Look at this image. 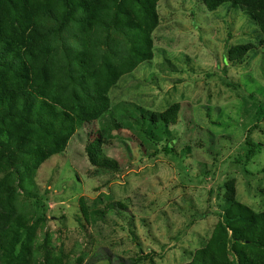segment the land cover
Returning a JSON list of instances; mask_svg holds the SVG:
<instances>
[{"label":"rangeland","instance_id":"obj_1","mask_svg":"<svg viewBox=\"0 0 264 264\" xmlns=\"http://www.w3.org/2000/svg\"><path fill=\"white\" fill-rule=\"evenodd\" d=\"M75 2L0 0V264H264V0Z\"/></svg>","mask_w":264,"mask_h":264},{"label":"trees","instance_id":"obj_2","mask_svg":"<svg viewBox=\"0 0 264 264\" xmlns=\"http://www.w3.org/2000/svg\"><path fill=\"white\" fill-rule=\"evenodd\" d=\"M65 5H66L67 9H64L60 14H58L56 16L57 17L60 16L61 22L64 24H66V22L70 21V20H73V21L77 20L76 16L74 15L75 14V6H76L75 0H65ZM115 23H117L116 19H115ZM7 63H9L8 60H5L4 65H7ZM10 66L11 65H9L8 68ZM21 99H23L22 100L23 103L21 105V108H17V110H15L13 107H11L9 109L2 110V112L6 116L11 117L12 115H14L18 111H20V113H21L20 117L22 118L23 121H25V122H32V121L33 122L34 121L40 122L39 119H37L38 117L35 118V117L30 115V112H32L33 108L31 106V104H29L28 99L26 97V94L22 95ZM42 126L44 127V129L49 130V127H47L45 125H42ZM248 145L250 147V150L248 152V157L252 158L256 154V145L251 140V137L248 138ZM92 160H93V158H92ZM98 163H101V165H104L105 161L104 162H98ZM237 209H238V212H237L236 216H238L240 219H242L244 221H248L250 223L255 224L256 218L253 214L250 213V211L247 208H244L242 206H238ZM262 217H264V215H262ZM235 219H236L235 216H233L229 211L225 212V222H226V226H228L230 231H231V240L234 243H240V242L250 243V244H253V246H258V247L264 249V224H259V225H256L254 227V228H259V231L258 230H251V229L242 230L239 227H237L235 224H233ZM238 253H239V251H238ZM208 260H210V264H230L227 262H220L215 257H212V256H210Z\"/></svg>","mask_w":264,"mask_h":264}]
</instances>
